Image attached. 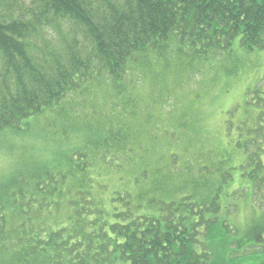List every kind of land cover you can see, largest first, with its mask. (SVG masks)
<instances>
[{"label":"trees","instance_id":"16d2710c","mask_svg":"<svg viewBox=\"0 0 264 264\" xmlns=\"http://www.w3.org/2000/svg\"><path fill=\"white\" fill-rule=\"evenodd\" d=\"M237 36L264 50V0H0V134L30 118L58 128L56 149L20 159L0 186L6 264H264L247 250L264 233L260 86L246 92L235 140L260 206L248 236L229 221L246 190L231 188L232 121L209 147L192 109L173 119L180 80Z\"/></svg>","mask_w":264,"mask_h":264},{"label":"rangeland","instance_id":"374dc122","mask_svg":"<svg viewBox=\"0 0 264 264\" xmlns=\"http://www.w3.org/2000/svg\"><path fill=\"white\" fill-rule=\"evenodd\" d=\"M240 39L241 36L235 38L231 52H223L219 57V61L214 63L212 68H203L198 74H191L189 77L186 75V77L182 78L178 92L176 93L175 89L174 94L171 95V102L173 108H176V110L173 109L176 112L173 113L174 120L181 118L184 109H192V113H197L200 119L199 124L205 133V141L209 144V147H211V143H216L218 140L228 139L226 137V121H232L233 126L229 139L233 141L230 144L233 158L229 166L234 168V182L231 183V188L238 190L241 187L240 190L244 188L246 190L239 191V196L237 197V200L239 199V211L231 214L229 221L235 222L240 236H248V227H250L252 222L248 224L251 210L253 208L259 213L260 206L252 200V195L250 194L252 190L250 187L251 179L247 175L245 177L241 176L249 172V167L246 168L245 155L236 146L235 140L238 133V116L250 108L246 104L247 90L254 91L257 86H260L259 89L263 92L262 96L264 98V50H245L240 46ZM214 75L219 76L216 83H208ZM196 94L199 96L198 100L195 99L194 105H191L190 101L194 100ZM108 108L110 109V107ZM26 122L30 123V126L27 129L21 125V130L24 132L14 133L7 130L0 134V186L15 171V168L19 167L17 164L20 159L21 162L28 161L30 163L39 161L41 158L45 160L47 157L45 151L48 148L56 149V146L53 144L56 141L53 137L57 136L58 128L48 126L45 117L39 118V123L35 121L34 126L32 125L34 122L32 118ZM133 124L136 125V128L138 127L137 120ZM134 136L136 135L134 134ZM144 140L143 138L142 141ZM201 140H196L197 154H199V145L202 147ZM75 141L77 142V139L72 142L75 143ZM58 145L60 149L58 152L54 151L55 155L52 158H58L64 149L70 151L74 146L70 141L64 145H60L59 143ZM150 155H152L151 160L154 163L157 162L161 153L153 151ZM113 178L114 176L106 178L110 189L118 187L117 182ZM257 240L259 241L255 246L247 248L248 252L264 251V247H259L264 242V233L261 237L257 236ZM201 253L210 254L211 260L216 258L212 250L206 251L202 249ZM260 259L263 258L260 257ZM250 261H257V257H249L247 261L241 264H249ZM0 264H6V252H0Z\"/></svg>","mask_w":264,"mask_h":264}]
</instances>
